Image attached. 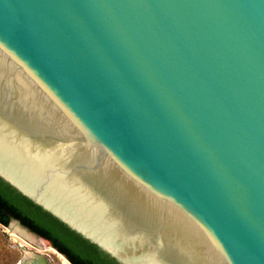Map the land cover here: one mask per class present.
Segmentation results:
<instances>
[{
	"label": "water",
	"instance_id": "1",
	"mask_svg": "<svg viewBox=\"0 0 264 264\" xmlns=\"http://www.w3.org/2000/svg\"><path fill=\"white\" fill-rule=\"evenodd\" d=\"M0 179L118 264H264V0H0Z\"/></svg>",
	"mask_w": 264,
	"mask_h": 264
},
{
	"label": "trees",
	"instance_id": "2",
	"mask_svg": "<svg viewBox=\"0 0 264 264\" xmlns=\"http://www.w3.org/2000/svg\"><path fill=\"white\" fill-rule=\"evenodd\" d=\"M12 220L48 242L71 264H118L0 179V226L7 228ZM4 239L0 235V256L6 251Z\"/></svg>",
	"mask_w": 264,
	"mask_h": 264
},
{
	"label": "rangeland",
	"instance_id": "3",
	"mask_svg": "<svg viewBox=\"0 0 264 264\" xmlns=\"http://www.w3.org/2000/svg\"><path fill=\"white\" fill-rule=\"evenodd\" d=\"M10 227L0 226V235L5 238L4 245L6 248V251L2 252L0 256V264H18L22 258L23 250L26 251V255L34 253L44 257L49 264H71L45 240L17 226L15 229L21 232L22 235L17 231L15 233Z\"/></svg>",
	"mask_w": 264,
	"mask_h": 264
},
{
	"label": "bare ground",
	"instance_id": "4",
	"mask_svg": "<svg viewBox=\"0 0 264 264\" xmlns=\"http://www.w3.org/2000/svg\"><path fill=\"white\" fill-rule=\"evenodd\" d=\"M16 228V225H12L11 227H10V229H12L13 230V232H15V233H20L21 235H22V233L21 232H19L17 229H15ZM17 231V232H16ZM30 254H28V256H29Z\"/></svg>",
	"mask_w": 264,
	"mask_h": 264
}]
</instances>
